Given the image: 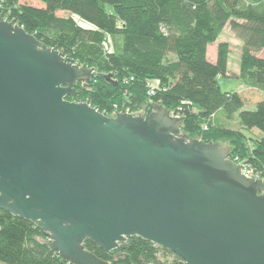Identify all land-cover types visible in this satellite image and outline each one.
Instances as JSON below:
<instances>
[{"label":"water","instance_id":"obj_1","mask_svg":"<svg viewBox=\"0 0 264 264\" xmlns=\"http://www.w3.org/2000/svg\"><path fill=\"white\" fill-rule=\"evenodd\" d=\"M95 76L0 16V210L68 264L134 237L184 264H264V182L161 104L109 117L65 99Z\"/></svg>","mask_w":264,"mask_h":264},{"label":"trees","instance_id":"obj_2","mask_svg":"<svg viewBox=\"0 0 264 264\" xmlns=\"http://www.w3.org/2000/svg\"><path fill=\"white\" fill-rule=\"evenodd\" d=\"M20 1L0 0V16L75 65L95 70L88 89L78 84L67 101L87 103L109 117L122 103L135 114L161 104L184 119L181 130L190 138L228 142L229 159L264 169V97L250 110L242 95L221 89L219 79L228 76L225 43L217 45L214 63L207 59L208 46L229 25L241 44L234 79L264 96V58L256 55L264 50V0H38L40 8ZM252 130L259 136L249 148L244 133ZM47 242L36 226L0 210V262L68 264ZM84 247L108 264H184L136 237L109 254L89 241Z\"/></svg>","mask_w":264,"mask_h":264},{"label":"rangeland","instance_id":"obj_3","mask_svg":"<svg viewBox=\"0 0 264 264\" xmlns=\"http://www.w3.org/2000/svg\"><path fill=\"white\" fill-rule=\"evenodd\" d=\"M20 4L26 5V6H31V7H36V8L41 7L38 0H21ZM0 12H2L1 4H0ZM57 16H65V15L58 13ZM76 21L81 24V22L78 21L77 19H76ZM219 43H225L229 48L228 76H227V78L219 79V85L221 86V89L223 91L225 90V91H234V92H236L237 89H239L240 91L245 89V87L242 85H239L237 80H236L237 79L236 77H237L238 71H239V58H240V52H241V44L234 37L233 33L230 30L229 25H226L224 27V29L222 30L221 34L219 35L217 41L214 44L210 45L209 50H208L210 57H214V55L216 53L217 45ZM256 55L258 57L264 58V50L261 51L260 53H256ZM234 78H236V79H234ZM82 85L83 84H81V86ZM85 89H88V85ZM244 96L246 99L254 98L253 101L260 98V97H264L263 95H260V94H257L256 97H253V94H251L250 92H247V91L244 92ZM247 102L249 104V100ZM248 106H246V108H248ZM122 107L125 108V111L126 110L131 111L130 106H127V105H125V103H122L121 105L115 106L112 112H114V114H115V111L122 109ZM138 112L143 113V112H145V109L142 108L141 111H138ZM138 112H136V113H138ZM131 113H133V112H131ZM112 116H114L113 113H112ZM228 127L231 129H235L237 127V125L235 123H232V124L230 123L228 125ZM244 134L246 137V139L244 141L245 146L250 148V146H253V140H255L258 137V135L253 134L252 132H246V131ZM220 144H222L225 147L232 148L228 142L224 141V142H220ZM262 181H264V180H262ZM0 264H5V263L0 262Z\"/></svg>","mask_w":264,"mask_h":264},{"label":"built area","instance_id":"obj_4","mask_svg":"<svg viewBox=\"0 0 264 264\" xmlns=\"http://www.w3.org/2000/svg\"><path fill=\"white\" fill-rule=\"evenodd\" d=\"M149 95H153V91L150 90ZM126 113V114H134L131 113L130 111H116L115 114L117 113ZM130 112V113H129ZM171 114L175 117H178L177 115H175L174 113L171 112ZM203 131H207V127L203 126ZM232 162H234L235 164H239L241 166V173L244 174V176L246 178H251V179H259V180H264V169H260L257 170L255 168H253L250 164H247L241 160H239L238 158L234 157L232 159H230Z\"/></svg>","mask_w":264,"mask_h":264},{"label":"crops","instance_id":"obj_5","mask_svg":"<svg viewBox=\"0 0 264 264\" xmlns=\"http://www.w3.org/2000/svg\"><path fill=\"white\" fill-rule=\"evenodd\" d=\"M209 47H210V46H208V48H207V59H208V61H209L210 63H214L215 60H216V53H215L214 57H210V56H209V53H208ZM239 59H240V58H239ZM238 73H239V71H238ZM237 82H238L239 85H241V84L239 83V81H237ZM224 91H225V90H224ZM245 91L250 92L251 94H253V97H256L257 94H259L256 90L251 89V88H247V87H245V89H243V90H241V91H240L239 89H237L236 93L242 95V96L245 98V96H244V92H245ZM226 92H234V91H226ZM245 99H246V98H245ZM253 99H254V98L246 99L247 101L249 100V104H248V105H250V107H249L248 109H250V110L254 108V105H255L256 102H257V99L254 100V101H253ZM226 123H227V122H226ZM251 132H252L253 134H256V135L259 136V133H258L257 131L252 130Z\"/></svg>","mask_w":264,"mask_h":264}]
</instances>
